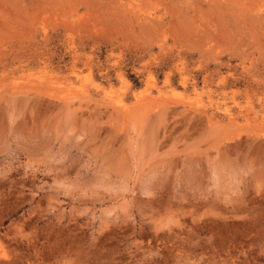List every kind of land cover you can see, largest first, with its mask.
Listing matches in <instances>:
<instances>
[{
  "label": "rangeland",
  "instance_id": "rangeland-1",
  "mask_svg": "<svg viewBox=\"0 0 264 264\" xmlns=\"http://www.w3.org/2000/svg\"><path fill=\"white\" fill-rule=\"evenodd\" d=\"M0 264H264V0H0Z\"/></svg>",
  "mask_w": 264,
  "mask_h": 264
}]
</instances>
